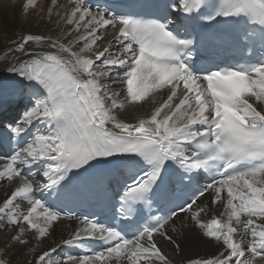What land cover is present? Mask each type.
Returning <instances> with one entry per match:
<instances>
[{"label":"snow or ice","instance_id":"6c2138e0","mask_svg":"<svg viewBox=\"0 0 264 264\" xmlns=\"http://www.w3.org/2000/svg\"><path fill=\"white\" fill-rule=\"evenodd\" d=\"M68 4L56 25L69 30L20 35L5 52L11 75L0 71V183L14 184L0 264L85 204L97 211L65 215L78 221L69 237L24 264H173L162 246L184 252L181 213L198 230L187 239L215 247L186 264H264V0ZM145 104L136 123L115 115Z\"/></svg>","mask_w":264,"mask_h":264},{"label":"bare ground","instance_id":"6f19581e","mask_svg":"<svg viewBox=\"0 0 264 264\" xmlns=\"http://www.w3.org/2000/svg\"><path fill=\"white\" fill-rule=\"evenodd\" d=\"M24 2L25 0H0V50H3L0 51V71H3L4 66L11 60V56L5 55L7 48L11 45V42L18 39L20 35L38 33L56 38L62 35L61 28H63L64 31H67L72 27L64 24H61L59 27L56 25V20L58 19L56 12L59 11L61 15H63L71 9L68 0H58L56 7L53 9V16L50 21L48 20L46 13V8L51 6L50 0H37V8L35 10H30L26 15L22 12V5ZM37 12L44 17L43 21L39 20ZM113 32L114 30L109 26L108 39H111ZM62 42L66 41L62 40ZM106 43L107 40H105L103 44H100V49H102ZM3 72L5 76L11 75L6 71ZM117 87L121 86L117 85ZM162 95V93L156 94L157 103L160 102ZM150 111L151 105L149 104H145L143 107L125 105V107L118 110L115 115L117 119L123 122L136 123L139 119L146 118L150 115ZM109 127H111V125H109ZM3 163H6V161L0 159V165ZM0 184L5 187V189L0 187V204H2L4 199H6L7 196L10 195V192L14 190V184L9 182H3ZM27 208V204L22 205L21 210L26 212ZM222 211V204H218L212 212L207 214L206 217L201 216V218L205 220L211 218V215L214 214L218 216ZM177 222V233L180 234L179 238L182 247L184 248V252L180 255H176L173 251L174 245L167 247L162 246L164 253L169 257L173 264H181V261H185L186 264V258L189 256H210L215 251L213 245H203L196 239H187L189 236L195 237L198 232V230L192 227L191 221L186 220L184 216H180ZM54 224L55 228L52 230V238L46 239L42 244L34 245L36 249L35 252L28 251L25 257H21L18 254V250H9L7 258L12 260V264H24V259L31 261L33 256L40 252L42 248L53 246L56 243H59L62 239H67L70 233L77 227L78 221L59 219L54 222ZM177 233L169 231V235L177 236ZM9 235H11V233L0 232V250L3 249ZM125 264H127V262H125Z\"/></svg>","mask_w":264,"mask_h":264},{"label":"rangeland","instance_id":"374dc122","mask_svg":"<svg viewBox=\"0 0 264 264\" xmlns=\"http://www.w3.org/2000/svg\"><path fill=\"white\" fill-rule=\"evenodd\" d=\"M0 187H1L2 189H5V187H4L3 185H1V184H0ZM38 253H39V252H38Z\"/></svg>","mask_w":264,"mask_h":264}]
</instances>
